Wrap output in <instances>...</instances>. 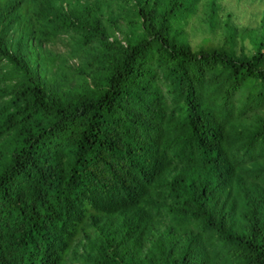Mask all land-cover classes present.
Masks as SVG:
<instances>
[{
    "label": "trees",
    "instance_id": "16d2710c",
    "mask_svg": "<svg viewBox=\"0 0 264 264\" xmlns=\"http://www.w3.org/2000/svg\"><path fill=\"white\" fill-rule=\"evenodd\" d=\"M202 2L0 0V264H264V23Z\"/></svg>",
    "mask_w": 264,
    "mask_h": 264
},
{
    "label": "rangeland",
    "instance_id": "374dc122",
    "mask_svg": "<svg viewBox=\"0 0 264 264\" xmlns=\"http://www.w3.org/2000/svg\"><path fill=\"white\" fill-rule=\"evenodd\" d=\"M204 2L206 0H203L196 15L187 20V24L183 29L184 37L189 45L196 48L207 41L213 45L220 44L223 41V23L226 22L230 23L228 25L231 28L243 32L239 34H244L245 38L239 45L243 47L244 52L251 51L250 43L258 40L260 35L256 34L257 29L259 25L264 23V0H218L217 18L212 25L208 22ZM179 26L182 27L183 25L179 23ZM261 29L264 32V28ZM114 35L118 40L122 38L120 32H116ZM67 49V44L64 41H59L43 46L41 51L64 57L67 55ZM237 50L239 51V47ZM67 64L71 67L76 66V60L68 59ZM66 264L73 263L70 259H67Z\"/></svg>",
    "mask_w": 264,
    "mask_h": 264
}]
</instances>
